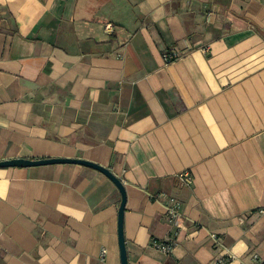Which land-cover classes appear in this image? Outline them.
<instances>
[{
  "label": "crops",
  "instance_id": "crops-1",
  "mask_svg": "<svg viewBox=\"0 0 264 264\" xmlns=\"http://www.w3.org/2000/svg\"><path fill=\"white\" fill-rule=\"evenodd\" d=\"M12 158L120 178L128 264L264 258V0H0ZM120 200L82 165L0 168V264H120Z\"/></svg>",
  "mask_w": 264,
  "mask_h": 264
},
{
  "label": "water",
  "instance_id": "water-1",
  "mask_svg": "<svg viewBox=\"0 0 264 264\" xmlns=\"http://www.w3.org/2000/svg\"><path fill=\"white\" fill-rule=\"evenodd\" d=\"M53 164L82 165L101 172L115 184L121 196L120 205L118 209V223H117L120 264H128L127 250H126L125 238L123 232V217H124V209L126 204V190L120 178H118L115 174H113L108 168L80 158H41V159L12 158V159L1 160L0 168H7V167L23 168V167H34V166L53 165Z\"/></svg>",
  "mask_w": 264,
  "mask_h": 264
},
{
  "label": "built area",
  "instance_id": "built-area-1",
  "mask_svg": "<svg viewBox=\"0 0 264 264\" xmlns=\"http://www.w3.org/2000/svg\"><path fill=\"white\" fill-rule=\"evenodd\" d=\"M180 54L177 52H165L162 54L163 60L165 63H170L177 58H179ZM178 179L181 181V183L189 185L192 182V177L189 172H182L178 175ZM180 203L178 200L174 197H169L166 204V214L168 218L173 222L176 223L180 218ZM261 213H263V210H260ZM213 238H215L214 235H212ZM174 245V241L172 238H169L165 241L158 240V239H152L151 240V246L162 252V253H169L172 246ZM104 251L102 252V254ZM235 257L228 256L226 257H218L217 259H214L210 262V264H229L230 260L234 259ZM252 264H264V258L260 257L258 254H252L251 257Z\"/></svg>",
  "mask_w": 264,
  "mask_h": 264
}]
</instances>
